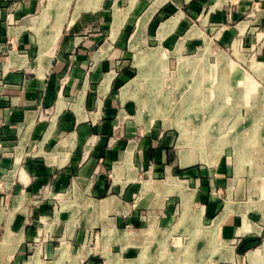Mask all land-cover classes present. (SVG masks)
<instances>
[{
    "label": "crops",
    "instance_id": "crops-1",
    "mask_svg": "<svg viewBox=\"0 0 264 264\" xmlns=\"http://www.w3.org/2000/svg\"><path fill=\"white\" fill-rule=\"evenodd\" d=\"M242 45L258 51L262 76L264 0H0V264H140L136 235L170 264H264V177L247 179L242 141L233 163L216 159L215 133L202 150L197 129H178L212 118L176 115L166 128L129 87L139 58L148 75L164 52L195 73ZM259 136L247 144L263 155ZM96 229L111 252L125 233L128 259L89 247Z\"/></svg>",
    "mask_w": 264,
    "mask_h": 264
},
{
    "label": "rangeland",
    "instance_id": "rangeland-1",
    "mask_svg": "<svg viewBox=\"0 0 264 264\" xmlns=\"http://www.w3.org/2000/svg\"><path fill=\"white\" fill-rule=\"evenodd\" d=\"M234 50L233 48L224 50L226 57V60L224 61L218 59L217 56H214L209 57L206 60L207 63H204L205 65L198 62V71L196 70L195 73H191V70L184 72L180 71V61L170 58L169 52H164V63L158 61L154 65L152 64L153 62H150V65L154 66L151 67V72L145 83L147 90L150 89V93L148 94V92H145L146 94L144 97L154 99L158 96L161 98V101H163L165 100V97L168 96V100L158 108V114L165 112L166 109L171 111V115H173V112L178 109L183 110L184 118H190L191 115L194 116L195 114L194 117H210L223 120V125L216 130L214 129L215 131L213 132L215 133V136H217H214V140L216 145H218V148L222 150L224 148L223 153H216V159L220 160L223 157L228 158L229 156L230 161L233 163L235 147L238 146L239 141H242L240 143L244 148L245 157L249 159L251 156L253 158V161L245 163L244 173L248 180L258 182L264 177V169L258 170V168L260 169L259 165H264L262 160L264 159V154L262 155L261 149L256 153H251L254 148L252 149L249 147L247 139H251L255 134L260 136L262 134L264 135V74L260 76L253 70V66L260 65L261 63L259 59L260 57L258 56V53H256L258 52L256 49L251 48V50L247 51L242 45L237 51L235 50L236 53ZM196 58L202 59L201 55ZM141 65L138 66L140 69L142 68ZM195 87L196 89H194ZM176 93L183 98H187L186 100H189L188 102H190L192 97L199 98L200 101L198 104L190 105L188 103V105L183 106L181 105L183 101L177 103L175 100L174 96H176ZM136 97L141 98L142 95ZM135 108L137 110L139 109V106H135ZM156 109V107L151 108L152 113H155L157 111ZM177 115H181V113L179 112ZM155 116H159L163 119L162 115ZM218 122L219 121L216 120L214 124ZM171 123L174 125L177 122ZM153 124L162 125L163 122L159 118H156V120L153 121ZM195 124H199V122H186V125L191 127L188 130L189 132L192 131ZM169 127L171 128L173 126ZM260 136L258 141H260V144L262 145L264 138ZM249 142L252 141H248V143ZM260 144L258 143V145ZM239 158L240 156L238 154L237 161ZM256 165L258 167H256ZM47 193L48 192L44 190L40 195L46 196ZM125 235L126 234L123 232H117V235L116 233L112 235L114 236L112 241L113 245L118 243L120 248L118 250H112L111 252V234H103L101 229H96L90 234L88 246L93 249L97 248L98 251H100L103 246L110 248L109 251L116 255L114 257L124 262L128 259L129 255L126 252V249L121 252V245L126 244ZM144 239V235L135 236V243L138 244L136 246L139 248H134V258L139 257L144 252V255L142 254V257L140 258L142 264L145 261L148 264L149 261H153L154 259V264H170V255L165 253L164 249L158 244V241L151 239H146L145 241ZM142 242H144L143 245L141 244ZM189 242L190 241L186 237H182L180 245L187 247L189 246ZM144 245H147L149 249H143ZM167 245L173 246L175 244H173L172 240H169ZM105 257L106 258L102 259L94 258L95 264H111L108 262L110 261V258L108 256ZM192 257L188 258L189 261H187L184 260L186 258L182 256L176 263L191 264L190 260L192 261ZM138 263L139 262H136L135 264Z\"/></svg>",
    "mask_w": 264,
    "mask_h": 264
},
{
    "label": "bare ground",
    "instance_id": "bare-ground-1",
    "mask_svg": "<svg viewBox=\"0 0 264 264\" xmlns=\"http://www.w3.org/2000/svg\"><path fill=\"white\" fill-rule=\"evenodd\" d=\"M69 2H66V7L68 6ZM47 12L48 10L45 11V16L47 15ZM206 52V51H205ZM145 55V54H144ZM162 58V57H161ZM161 60V59H160ZM141 66H142V71L140 73V75L138 76V78H136L132 83H130L129 87L131 86L132 88H137L138 87V96L143 94L142 92V89H143V80L147 77L148 75V72H147V68L143 66V63H142V58H139V62H138ZM138 65V64H137ZM196 65L192 60H190L189 58H183L181 60V67H191V66H194ZM187 70V69H186ZM133 90V89H132ZM193 95V94H192ZM176 98V96H174ZM140 99V105L142 108H153V107H156L157 109V113L155 112L154 115H162L163 117V120L165 121V127L168 128L169 126H173V124L171 123L172 122V117H175V114L177 115V113H181V116L184 115L183 113V110H178L176 109L175 112H173V115H171V111H168L165 109V112L161 113V114H158L159 113V110L158 108L164 104L165 101L168 100V96L165 97V100L161 101V98H159L157 96V98L155 97L154 99H148L144 96H142L141 98L139 97ZM184 102L181 103V105H184L183 104ZM197 107V106H196ZM198 108V107H197ZM142 111V110H141ZM191 115V114H190ZM195 116V114H194ZM254 116V115H253ZM199 118V117H198ZM190 120V119H189ZM199 121H196V122H199V124H195L194 126V130L197 132V138L194 139V144L195 146H198L200 147L201 149L204 147V145H206L207 143H209V137L207 136H211L213 135L212 132H214L216 129H218L220 126H222L223 124V120H220V119H217V118H212V119H209V118H205V119H198ZM219 121L218 123L214 124L215 121ZM258 120V119H256ZM213 122V123H212ZM186 124H184L183 122L180 123V125H178V129L179 131L183 132L186 130ZM189 128V127H188ZM187 128V129H188ZM191 128V127H190ZM215 129V130H214ZM225 132V131H224ZM226 133V132H225ZM218 134V133H217ZM217 137V136H215ZM223 137V136H222ZM215 141V140H214ZM251 143V146H255L254 144H256L255 142H249L248 144L250 145ZM215 144V143H214ZM187 145V144H186ZM191 145V144H190ZM189 145V146H190ZM216 145V144H215ZM203 150V149H202ZM192 153V152H191ZM241 157V156H240ZM199 158V157H198ZM203 160L206 161L207 157L203 156L202 157ZM240 160V159H239ZM238 160V161H239Z\"/></svg>",
    "mask_w": 264,
    "mask_h": 264
}]
</instances>
